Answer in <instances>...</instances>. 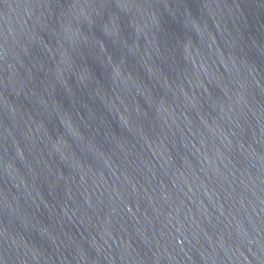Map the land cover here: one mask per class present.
<instances>
[{"label":"water","instance_id":"water-1","mask_svg":"<svg viewBox=\"0 0 264 264\" xmlns=\"http://www.w3.org/2000/svg\"><path fill=\"white\" fill-rule=\"evenodd\" d=\"M0 264H264V0H0Z\"/></svg>","mask_w":264,"mask_h":264}]
</instances>
